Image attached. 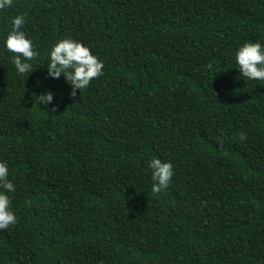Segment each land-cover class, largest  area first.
<instances>
[{
  "label": "trees",
  "instance_id": "obj_1",
  "mask_svg": "<svg viewBox=\"0 0 264 264\" xmlns=\"http://www.w3.org/2000/svg\"><path fill=\"white\" fill-rule=\"evenodd\" d=\"M16 14L39 52L26 79L3 47ZM66 37L104 61L76 97L63 74L47 77ZM256 39L264 0H14L0 12V159L18 220L0 230V264H264V81L234 57ZM47 90L55 112L35 100ZM152 157L174 166L155 194Z\"/></svg>",
  "mask_w": 264,
  "mask_h": 264
},
{
  "label": "clouds",
  "instance_id": "obj_2",
  "mask_svg": "<svg viewBox=\"0 0 264 264\" xmlns=\"http://www.w3.org/2000/svg\"><path fill=\"white\" fill-rule=\"evenodd\" d=\"M13 6L14 0H0V12ZM25 23V14L14 15L10 29L3 39V47L13 54L11 63L21 79H26L35 69L32 61L39 56L33 38L23 30ZM234 57L236 68L244 78L264 81V42L260 39L246 41L237 47ZM47 59V77L59 79L63 74L70 85L71 97L78 95L77 90L80 95L94 78L103 75L104 61L91 50L90 45L72 37L55 42L47 53ZM206 67L214 70V61H209ZM54 97L55 92L47 90L36 96L35 100L39 105H50V110L55 112L57 105L52 103ZM240 138H245L243 133ZM147 168L151 171V192L155 194L167 190L174 174L173 163L160 157H152L147 161ZM9 175L8 161L0 159V230L8 229L18 222L12 203L16 186Z\"/></svg>",
  "mask_w": 264,
  "mask_h": 264
}]
</instances>
